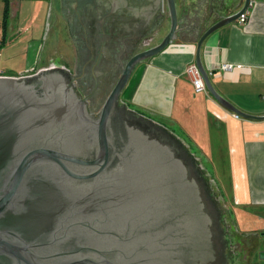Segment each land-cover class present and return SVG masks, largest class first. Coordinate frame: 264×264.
<instances>
[{"label": "water", "instance_id": "obj_1", "mask_svg": "<svg viewBox=\"0 0 264 264\" xmlns=\"http://www.w3.org/2000/svg\"><path fill=\"white\" fill-rule=\"evenodd\" d=\"M165 2L167 34L129 59L94 123L60 67L0 79V264H240L225 213L181 142L117 106L139 64L192 32L176 0ZM251 4L199 29L195 65L217 103L262 120L219 97L200 63L205 38Z\"/></svg>", "mask_w": 264, "mask_h": 264}, {"label": "crops", "instance_id": "obj_2", "mask_svg": "<svg viewBox=\"0 0 264 264\" xmlns=\"http://www.w3.org/2000/svg\"><path fill=\"white\" fill-rule=\"evenodd\" d=\"M27 1L32 3L28 11L33 17L43 13V29H49V25V30L56 28L51 25L49 14L51 7L58 10L57 0H9V20L24 10L23 2ZM176 5L182 24L188 25L192 32L176 39L163 53L139 64L120 96L121 101L141 115L156 119L163 128V123L186 128L189 141L201 151L216 175L224 173L218 162L223 158L229 189L220 191L235 210L244 235L260 237L264 233V119L233 118L231 111L214 100L203 81L205 91L196 93L190 75L186 74L187 67L195 64L199 29L206 30L238 9L210 17L202 10L182 8L178 0ZM247 15L245 24L236 21L205 38L200 63L219 97L242 113L264 117V0H252ZM56 29L58 43L64 41L62 32L66 31ZM168 30L165 17L158 33L160 39ZM8 33L9 28L6 44ZM38 41L33 39L29 44ZM222 65H230L231 71H222ZM33 70L36 58L29 62L25 58L19 75L11 78L28 76ZM261 251L264 247L257 240L250 264H263L257 258Z\"/></svg>", "mask_w": 264, "mask_h": 264}, {"label": "flooded vegetation", "instance_id": "obj_3", "mask_svg": "<svg viewBox=\"0 0 264 264\" xmlns=\"http://www.w3.org/2000/svg\"><path fill=\"white\" fill-rule=\"evenodd\" d=\"M57 5L58 10L51 7L49 19L52 26L66 31L71 49L70 59L58 67L67 73L73 93L83 101L94 123L122 69L158 35L167 15L161 13L160 0H57ZM117 106L172 135L153 119L129 108L121 98Z\"/></svg>", "mask_w": 264, "mask_h": 264}, {"label": "rangeland", "instance_id": "obj_4", "mask_svg": "<svg viewBox=\"0 0 264 264\" xmlns=\"http://www.w3.org/2000/svg\"><path fill=\"white\" fill-rule=\"evenodd\" d=\"M243 1L244 0H178V4H180L181 7L188 8V10L196 9L205 11L210 17H219V15L225 12L240 9L243 5ZM23 4L25 6L24 10L19 13L17 17L15 16L9 20L8 43L0 50V70H3V74L7 77L19 75L17 72L22 67V62L25 61V58L27 62L33 60L34 57L36 58L37 71L46 69L50 66L58 67L64 63L65 59L71 56V49L69 47L66 32L62 30L64 41L61 40L58 43L56 28H51V30H49V25V29H43V13L33 17L28 11V7L32 5V3L27 1L23 2ZM2 12L3 1L0 0V21L2 19ZM33 39L39 41L29 44V41ZM159 40L160 35L158 34L153 37L152 41H149L143 46L144 49L156 45ZM37 44H39V48L36 47ZM24 73L28 74L29 72L27 71ZM163 125L181 142V145L194 159L196 165L202 170L206 180L210 183V190L216 195L219 206L225 213L227 222L230 226L232 254L237 258L240 264H250L256 241L258 240L261 246L264 247V237L244 235L245 233L241 231L239 223H237V214L235 210L220 191V189H229V176L225 173L226 169L223 165L224 159H218V162L222 164L221 170L224 173L216 175L209 163L202 158L201 151L195 144L189 141L188 130L186 128H177L166 123H163ZM217 172H219V170ZM256 262L260 263L258 260Z\"/></svg>", "mask_w": 264, "mask_h": 264}, {"label": "built area", "instance_id": "obj_5", "mask_svg": "<svg viewBox=\"0 0 264 264\" xmlns=\"http://www.w3.org/2000/svg\"><path fill=\"white\" fill-rule=\"evenodd\" d=\"M161 13L163 15H167V9H166L165 0H162V2H161ZM247 19H248V15H247V12H246V13L242 14L237 21L240 24H245L247 22ZM0 38H1V28H0ZM221 70L225 71V72L231 71V66L230 65H222L221 66ZM186 74L190 75V77L192 79V85H193L194 91L196 93H200V92L205 91V88L203 86L201 77L199 75L198 69H197L195 64H192V65L187 67ZM6 77L7 76H5L3 74V71L0 70V79L6 78ZM232 116L235 119H239V116H237V115H235L233 113H232Z\"/></svg>", "mask_w": 264, "mask_h": 264}, {"label": "trees", "instance_id": "obj_6", "mask_svg": "<svg viewBox=\"0 0 264 264\" xmlns=\"http://www.w3.org/2000/svg\"><path fill=\"white\" fill-rule=\"evenodd\" d=\"M3 1V12H2V20H1V38H0V50L6 44V32L8 28V21L10 15V3L9 0H2Z\"/></svg>", "mask_w": 264, "mask_h": 264}]
</instances>
